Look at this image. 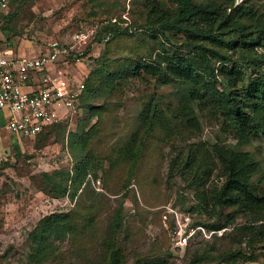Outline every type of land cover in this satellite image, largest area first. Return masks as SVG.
<instances>
[{"label": "rangeland", "instance_id": "1", "mask_svg": "<svg viewBox=\"0 0 264 264\" xmlns=\"http://www.w3.org/2000/svg\"><path fill=\"white\" fill-rule=\"evenodd\" d=\"M192 2L222 13L212 40L196 31L200 14L160 30L148 8L159 5L170 24L174 0H25L0 10L6 57L57 44L68 50L58 69L87 80L77 119L0 143V264H264V210L216 202L225 181L217 149L246 153L250 182L264 192V135L237 137L230 108L256 83L264 90V0ZM239 5L253 17L232 20ZM239 38L247 45L232 44ZM175 57L191 78L166 70ZM151 64L161 70H142ZM85 163V176L72 178Z\"/></svg>", "mask_w": 264, "mask_h": 264}, {"label": "trees", "instance_id": "2", "mask_svg": "<svg viewBox=\"0 0 264 264\" xmlns=\"http://www.w3.org/2000/svg\"><path fill=\"white\" fill-rule=\"evenodd\" d=\"M25 0H8V8L11 4H22ZM177 2L178 6L176 9V13L172 17V23L166 22V17L168 14L163 11V9L158 5H151L149 6V17L155 18L153 20H158L159 23L162 25L160 26V30L167 31L168 27H171L170 31H174L176 27L180 28V26H184L186 23L193 21L197 15L200 14L199 23L202 26H197L196 31L200 34L204 35V37L209 38L212 40L214 37L212 35V28L214 24L220 20L221 12L218 8L206 7L201 8L197 7L193 4L192 0H174ZM233 0H229V2ZM7 8V9H8ZM232 20L253 17V12L250 8L243 7V5L236 6L231 14ZM168 19V18H167ZM186 27V26H185ZM239 30L242 29V26L237 23L236 26ZM264 33V32H263ZM245 40V39H244ZM243 38H239L235 41H231L232 44H237L238 41H241L243 45L246 44V40L244 41ZM263 43L260 42L259 38L254 39V46L260 47ZM169 64L166 67V70L171 75L182 77V73L184 72L185 78H191V70L186 69L187 65L183 59L180 57L169 58ZM264 66V64H263ZM168 68V69H167ZM201 68V67H200ZM207 67L201 68V73L204 75L205 72L209 73V77L211 76L212 80H215L213 71H207ZM224 68V67H223ZM264 69V67H263ZM142 70L147 72V74L154 75L157 74L158 70L161 68L156 67L154 64L149 66L142 67ZM209 70V69H208ZM252 74L255 75L256 70L253 68H248ZM230 71V72H229ZM224 68V74L231 76L235 72L234 69L229 70ZM149 72V73H148ZM207 73L205 75H207ZM264 75V70H263ZM255 78V77H254ZM87 81V80H86ZM86 81L84 87L86 86ZM254 85V84H252ZM87 93L86 88L84 89V96L81 99V103L83 104L84 100L86 99ZM228 98H232L228 96ZM234 101V100H233ZM231 114L233 116V123L235 128H237V137L242 139L245 136H251L252 134L261 133L264 135V90L262 87L256 83L252 87V91L250 96L247 97V100L244 102H233L230 104ZM84 107V106H83ZM250 120H252V125L249 124ZM63 126L57 125L54 127ZM51 127V128H54ZM50 129V128H48ZM46 129V130H48ZM44 130L43 133L46 131ZM42 133V134H43ZM40 134L35 139L42 136ZM34 139V140H35ZM28 140V139H25ZM216 155L220 159L221 163L225 166L224 177L225 181L220 190L217 194V204L224 207H234V206H243L245 210L250 212L251 214H255L264 210V192L258 193L255 188H253L252 183L250 182L251 177L253 176L254 172L256 171V167L253 162L250 160L249 156L246 153L217 149ZM79 165H75L74 170L75 173L72 178L75 176V179H79L78 172L82 171L81 177L85 176V171L87 170V164L78 167ZM80 170V171H78ZM204 197V195L202 194ZM261 227L264 229V225L260 224ZM222 229L219 227L216 230ZM56 229H45L44 233L47 232L49 235L54 234ZM243 246L249 245V239L244 240ZM264 248V241L263 247ZM113 263L115 264V259L113 257ZM150 264V263H145ZM160 264V263H156Z\"/></svg>", "mask_w": 264, "mask_h": 264}, {"label": "built area", "instance_id": "3", "mask_svg": "<svg viewBox=\"0 0 264 264\" xmlns=\"http://www.w3.org/2000/svg\"><path fill=\"white\" fill-rule=\"evenodd\" d=\"M7 6L8 0H0V10ZM67 55L57 44L32 57H6L0 48V111L9 113L8 133L34 140L48 128L77 119L85 87L83 79L58 69Z\"/></svg>", "mask_w": 264, "mask_h": 264}, {"label": "crops", "instance_id": "4", "mask_svg": "<svg viewBox=\"0 0 264 264\" xmlns=\"http://www.w3.org/2000/svg\"><path fill=\"white\" fill-rule=\"evenodd\" d=\"M2 50V49H1ZM16 53V52H15ZM33 56H35V55H33ZM18 57V56H17ZM5 111H0V134H1V131L2 130H4V131H6V129H5V124H6V121L8 120L7 118H6V114L4 113ZM7 112V111H6ZM8 113V112H7ZM9 114V113H8ZM6 134H8V135H4V134H1V138H0V143L1 142H4L5 141V138H15L16 140H19V141H21V140H25V139H20V138H18V137H15V136H13V135H9V133L6 131ZM4 138V139H3ZM28 140H31V139H28Z\"/></svg>", "mask_w": 264, "mask_h": 264}]
</instances>
